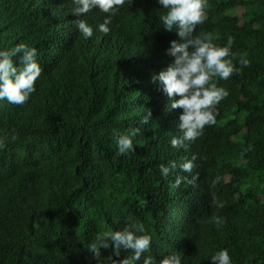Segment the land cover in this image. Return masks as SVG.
Segmentation results:
<instances>
[{
	"label": "trees",
	"instance_id": "1",
	"mask_svg": "<svg viewBox=\"0 0 264 264\" xmlns=\"http://www.w3.org/2000/svg\"><path fill=\"white\" fill-rule=\"evenodd\" d=\"M72 11V0H0V49L35 47L42 68L25 104L0 101V264H99L90 243L128 223L151 236L145 255L157 264L175 251L181 264H210L219 250L231 264H264V0H206L193 35L211 33L219 47L233 37V64L249 66L215 78L229 93L212 109L216 122L181 149L169 141L182 110L166 111L152 80L177 39L159 21L165 10L126 0L107 35L106 14ZM133 128L134 152L121 155L113 130ZM192 155L191 173L161 176L159 165ZM176 175L186 180L174 189Z\"/></svg>",
	"mask_w": 264,
	"mask_h": 264
},
{
	"label": "clouds",
	"instance_id": "2",
	"mask_svg": "<svg viewBox=\"0 0 264 264\" xmlns=\"http://www.w3.org/2000/svg\"><path fill=\"white\" fill-rule=\"evenodd\" d=\"M126 0H72V14L79 17L93 9L106 14L98 31L107 35L109 24ZM165 10L159 16V21L168 32H175L177 39L170 41L165 54L171 57L168 66L153 75L152 80L160 85V90L167 96L169 103L166 111L181 109L177 128L180 136H173L170 147L174 149L187 148L189 142L196 140L205 126L215 124L216 113L212 110L221 100L228 96V91L218 87L215 78L227 80L234 72H239L249 66V61L241 57L238 61L240 68L233 64L235 59L231 49L234 38L229 36L226 45L219 47L213 43L211 33L201 32L193 35L197 25L207 18L204 11L206 0H157ZM79 34L85 40L93 36V28L83 19L74 21ZM38 52L35 47L19 43L8 49H0V101L10 105L25 104L35 91V82L41 75L42 68L37 61ZM151 112L142 116V123L147 124ZM140 134L139 128H133L127 134H121L115 129V144L121 155L134 152L133 137ZM16 137L11 136V140ZM6 146L5 138H0V150ZM196 155L185 159L179 164L169 161L168 165H159L163 178L179 169L191 173L195 167ZM186 177L176 175L172 188H178ZM217 177L213 183L218 182ZM223 205L220 204L219 207ZM217 226L221 221H215ZM152 238L143 233L135 223H128L120 230H112L98 236L88 247L93 258L99 264H157L149 253ZM111 249V255L101 257V249ZM121 249L130 250L131 254L119 259ZM116 257L117 259H113ZM181 254L173 252L166 255L159 264H181ZM210 264H231L227 250H219L210 258Z\"/></svg>",
	"mask_w": 264,
	"mask_h": 264
}]
</instances>
